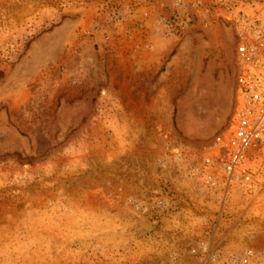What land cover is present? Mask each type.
Wrapping results in <instances>:
<instances>
[{
	"label": "rangeland",
	"instance_id": "1",
	"mask_svg": "<svg viewBox=\"0 0 264 264\" xmlns=\"http://www.w3.org/2000/svg\"><path fill=\"white\" fill-rule=\"evenodd\" d=\"M262 4L0 0V264L264 251V193L212 194L202 167L233 113L236 20Z\"/></svg>",
	"mask_w": 264,
	"mask_h": 264
},
{
	"label": "built area",
	"instance_id": "2",
	"mask_svg": "<svg viewBox=\"0 0 264 264\" xmlns=\"http://www.w3.org/2000/svg\"><path fill=\"white\" fill-rule=\"evenodd\" d=\"M236 21L233 113L228 130L202 167L208 192L253 198V207H258L264 193V4ZM239 258L244 264H264V251L247 249Z\"/></svg>",
	"mask_w": 264,
	"mask_h": 264
}]
</instances>
